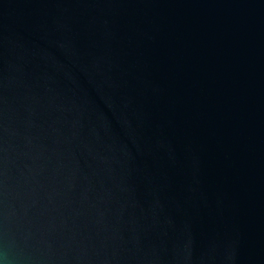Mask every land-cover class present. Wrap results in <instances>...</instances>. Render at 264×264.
Masks as SVG:
<instances>
[{
	"label": "water",
	"instance_id": "water-1",
	"mask_svg": "<svg viewBox=\"0 0 264 264\" xmlns=\"http://www.w3.org/2000/svg\"><path fill=\"white\" fill-rule=\"evenodd\" d=\"M0 264H264V0H0Z\"/></svg>",
	"mask_w": 264,
	"mask_h": 264
}]
</instances>
